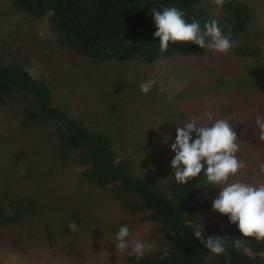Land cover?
I'll return each instance as SVG.
<instances>
[{"label":"rangeland","instance_id":"374dc122","mask_svg":"<svg viewBox=\"0 0 264 264\" xmlns=\"http://www.w3.org/2000/svg\"><path fill=\"white\" fill-rule=\"evenodd\" d=\"M241 1L250 19L243 32L231 35L227 53L207 49L151 62H95L61 51L46 18L0 0V65L21 66L51 87L55 107L110 135L134 177L167 179L175 126L185 119L208 123V112L214 120L228 119L245 165L229 182L258 186L264 184V140L256 124L258 116L264 118V0ZM148 79L155 84L145 94L140 85ZM29 104L21 92L0 102V212L16 215L19 206L24 219L7 227L0 222V264H120L132 253L131 246L117 250L121 225L129 227L130 242L155 244L150 228L125 211L110 189L81 175L77 154L60 147L55 123L25 125L23 108ZM219 191L214 187L204 195L203 222L219 215L212 209Z\"/></svg>","mask_w":264,"mask_h":264},{"label":"trees","instance_id":"16d2710c","mask_svg":"<svg viewBox=\"0 0 264 264\" xmlns=\"http://www.w3.org/2000/svg\"><path fill=\"white\" fill-rule=\"evenodd\" d=\"M11 3L28 16L46 18L55 34L54 44L61 51L95 62L139 59L151 62L160 57L204 53L207 49L192 42L170 41L166 51L160 50V38L153 35L157 28L150 10L161 4L177 7L185 13L188 23L196 20L201 27L205 21L216 19L225 34L243 32L250 19V10L241 0H225L222 6L214 0H11ZM238 51L244 54L245 50ZM14 92H21L30 103L23 108L25 125L55 123L60 147L77 154L81 175L98 187L110 189L125 211L150 228L148 235L153 236L154 249L146 251L140 260L132 252L121 258L120 264H225V254L208 250L194 237L196 230L205 237L229 235L244 241L240 249L229 241V264H264V240L242 237L236 225L221 213L206 222L200 219V213L208 207L203 202L204 195L215 187L207 183L205 169L186 184H178L173 171L164 182L134 177L129 173L127 160L118 157L110 135L90 130L81 120L55 107L51 87L21 66L0 65V102ZM14 209L17 214L12 216L0 212L2 227L24 220L23 208ZM73 249L71 257L75 259L78 250Z\"/></svg>","mask_w":264,"mask_h":264},{"label":"clouds","instance_id":"9594fccd","mask_svg":"<svg viewBox=\"0 0 264 264\" xmlns=\"http://www.w3.org/2000/svg\"><path fill=\"white\" fill-rule=\"evenodd\" d=\"M214 3L222 6L225 0H214ZM150 12L157 28L153 35L160 38L161 51L168 49L170 41L192 42L201 49L220 53H227L233 47L231 33H223L216 19L205 21L201 27L196 20L188 23L184 18L185 13L175 6L161 4L159 8L153 7ZM154 84L153 79L142 82L141 91L147 94ZM205 115L208 123L192 117L175 126V140L170 145L175 153L170 161L174 179L178 184H186L205 169L203 175L207 178V183L220 189L219 195L212 202V209L226 215L229 222L236 225L242 237L264 240V184L256 186L240 181L229 182L230 177L245 167L236 155L239 151L237 133L228 119L214 120L211 112ZM256 124L260 129V139L264 140V118L258 116ZM259 170L264 174V164L260 165ZM201 225L204 229L203 224ZM68 227L76 231L77 225L70 222ZM130 235L129 227L121 225L115 236L119 252H124L131 246L136 259L140 260L146 251L154 249V244H145L138 238L130 242ZM194 237L212 253L225 254V264H229L230 260L227 256L229 241L236 249H240L244 243L240 237L232 238L229 235L205 237L200 230L194 232Z\"/></svg>","mask_w":264,"mask_h":264}]
</instances>
